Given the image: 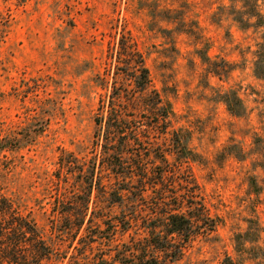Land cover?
Here are the masks:
<instances>
[{
    "label": "rangeland",
    "instance_id": "374dc122",
    "mask_svg": "<svg viewBox=\"0 0 264 264\" xmlns=\"http://www.w3.org/2000/svg\"><path fill=\"white\" fill-rule=\"evenodd\" d=\"M228 6L226 0H0L10 22L0 44V134L30 114L46 124L22 152L26 165L16 171L17 182L37 193L54 190L59 150L81 155L90 148L102 93L90 78L113 73L110 55L124 35L171 104L174 128L188 133L198 155L190 168L216 225L191 239L172 264H222L227 257L264 264V81L253 77L252 38L237 29ZM201 48L217 67L231 65L226 78L208 73L196 54ZM227 90L242 99V117L219 102ZM44 209L46 217L31 211L48 234V204ZM63 243L70 253L75 242Z\"/></svg>",
    "mask_w": 264,
    "mask_h": 264
},
{
    "label": "trees",
    "instance_id": "16d2710c",
    "mask_svg": "<svg viewBox=\"0 0 264 264\" xmlns=\"http://www.w3.org/2000/svg\"><path fill=\"white\" fill-rule=\"evenodd\" d=\"M226 1L227 15L252 38L253 77L264 81V0ZM9 27L0 14V44ZM206 51L196 49L202 65L226 78L231 65L217 67ZM110 60L113 73L90 78L93 90L102 92L90 148L76 153L81 155L59 150L54 190H28L16 177L26 165L22 152L35 145L46 124L30 114L22 126L0 134V264H172L196 235L214 231L190 168L198 155L188 133L174 128L173 108L153 87L142 53L122 35ZM219 102L233 117L245 113L233 90ZM46 204L48 234L31 211L46 217ZM66 239L75 242L70 253L63 248ZM222 264L235 263L227 257Z\"/></svg>",
    "mask_w": 264,
    "mask_h": 264
}]
</instances>
